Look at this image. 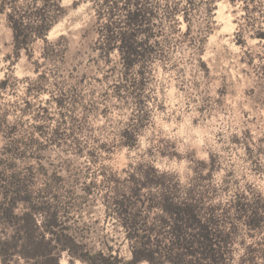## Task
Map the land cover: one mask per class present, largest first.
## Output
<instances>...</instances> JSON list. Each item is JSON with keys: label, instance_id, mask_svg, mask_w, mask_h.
<instances>
[{"label": "rangeland", "instance_id": "obj_1", "mask_svg": "<svg viewBox=\"0 0 264 264\" xmlns=\"http://www.w3.org/2000/svg\"><path fill=\"white\" fill-rule=\"evenodd\" d=\"M74 1L62 0L48 46L33 42L31 57L13 53L0 15V204L10 177L31 196L16 217L0 216V264H68L67 234L92 253L110 247L130 260L112 202L150 167L232 230L228 264H251V254L264 264V0H143L151 32L133 39L152 53L125 77L115 54L105 63L95 51L107 18L96 14L110 3ZM125 1L114 0L112 21L125 20ZM127 130L138 134L129 150L120 142ZM158 193L145 189L141 199ZM253 208L263 221L250 228ZM29 238L61 240L51 243L52 261L27 259Z\"/></svg>", "mask_w": 264, "mask_h": 264}, {"label": "trees", "instance_id": "obj_2", "mask_svg": "<svg viewBox=\"0 0 264 264\" xmlns=\"http://www.w3.org/2000/svg\"><path fill=\"white\" fill-rule=\"evenodd\" d=\"M85 0L74 1V5ZM109 4L105 12L96 14V22L100 23L106 18V24H101L97 32L95 51L105 63L110 61V56L115 54L121 61L123 77L139 62L147 61L151 57L152 47L148 43L137 42L133 37L141 33L151 32L150 12L142 8L143 0L125 1V20L123 22L112 21L117 4L114 0H102ZM214 4L218 0H206ZM14 0H0V15H3L11 30L13 53L18 56L22 51L31 57L30 46L40 40L48 46V34L53 29L63 14L62 0H26L25 4L17 6ZM177 13V9H173ZM174 15V13H173ZM185 15V14H184ZM184 19L187 18L183 16ZM121 23V24H120ZM262 38L263 35L259 34ZM51 53L54 49L50 50ZM6 88V80L0 81V89ZM120 142L126 149L137 146L138 134L134 131H124ZM11 182L1 192L0 216L6 218L16 217L15 205L20 201H29L31 196L25 191L23 185L15 184L13 177ZM131 188L128 194H122L120 199L112 202L116 212L117 222L124 233V241L127 243L131 259L123 260L113 255L112 248L105 251L90 252L83 249L72 235L61 236L64 239L63 250L73 259H78L84 264H228L231 229L224 232L219 229L213 211H209L206 217L200 213V203L190 198L179 199L177 191H169V183L164 174H159L154 167H150L141 178L128 177ZM156 189L159 193L155 196H146L144 200L142 192L145 189ZM168 189V190H167ZM176 189V185L172 188ZM152 209L159 211L155 219L150 220L143 213ZM34 210L29 217L40 211ZM244 210L237 209L240 214ZM53 214V212L51 213ZM28 216V215H27ZM55 217V216H54ZM32 220V219H31ZM33 221V220H32ZM263 221V216L258 209L249 211L248 226L258 227ZM33 229L37 226L33 223ZM54 227V226H53ZM61 240H45L41 238L33 242L28 239L27 245L32 248L34 254L31 257L45 258V262L52 261L50 253L51 243ZM255 255L251 254V264H255ZM58 264L57 260L55 263Z\"/></svg>", "mask_w": 264, "mask_h": 264}, {"label": "bare ground", "instance_id": "obj_3", "mask_svg": "<svg viewBox=\"0 0 264 264\" xmlns=\"http://www.w3.org/2000/svg\"><path fill=\"white\" fill-rule=\"evenodd\" d=\"M50 32H52V30Z\"/></svg>", "mask_w": 264, "mask_h": 264}]
</instances>
